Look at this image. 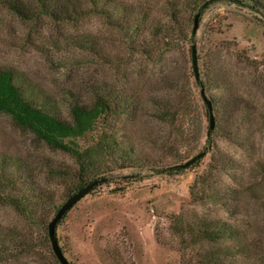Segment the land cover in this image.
<instances>
[{"label": "rangeland", "instance_id": "1", "mask_svg": "<svg viewBox=\"0 0 264 264\" xmlns=\"http://www.w3.org/2000/svg\"><path fill=\"white\" fill-rule=\"evenodd\" d=\"M103 2L117 13L119 5L146 13L132 36L142 41L138 48L144 51L130 50V38L96 14L71 21L39 14L20 18L0 2V68L23 73L56 102L63 118H68L66 90L86 96L90 86H111L135 97L132 114L107 117L95 130L75 138L84 148L102 129L107 134L113 130L122 143L134 147L140 161L117 168L108 162L112 172L102 175L109 178L58 221L55 233L63 255L70 264H196V252L210 244L184 246L186 226L220 219L251 244L247 255L225 258L223 264H264V0H210L201 11L192 0ZM171 10L178 11L180 27L169 20ZM195 13L197 28L191 33ZM80 35L92 47L74 46L70 37ZM191 43L198 78L215 84L204 90L206 97L238 102L237 114L227 117L226 110V121L213 111L209 140L191 76ZM171 79L178 86L188 83L197 104L196 114L191 108L182 124L184 137L155 115L156 104L168 97L165 87ZM203 148V156L177 174L150 169L183 163ZM1 157L14 159V175L23 179L28 174L26 182L38 204L33 220H26L0 203V264H59L46 224L76 189L74 158L49 148L0 112ZM225 159L231 167L220 169ZM60 170L65 174H51ZM22 179L14 183L13 194L26 188ZM255 245L260 246V260Z\"/></svg>", "mask_w": 264, "mask_h": 264}, {"label": "trees", "instance_id": "2", "mask_svg": "<svg viewBox=\"0 0 264 264\" xmlns=\"http://www.w3.org/2000/svg\"><path fill=\"white\" fill-rule=\"evenodd\" d=\"M103 1L0 0L6 9L20 18H29L39 14L56 21H71L79 19L89 12L96 14L103 18L108 25L117 28L126 37L130 38L128 44L130 50L144 51V48H138L142 47L140 44L142 41H138L132 36L138 31L139 22L147 18L146 13L139 7L135 10L138 13V18H135V15L133 16L135 12H130V7L126 5H119L121 12L117 13L110 6V3L105 4ZM209 2L210 0H192L193 6H196L199 11L205 8ZM168 18L179 26L177 10H171ZM177 30L178 33H181L180 29L177 28ZM70 39L73 41V45L78 48L92 47V41L84 35L72 36ZM191 76L197 86V94L200 99V89L204 93V90L215 86L213 81L206 85L200 78L195 79L192 70ZM182 79L185 82L186 77L183 76ZM221 84L224 87L223 80H221ZM111 88V86H90L89 93L86 96L66 90L65 109L68 117L66 119L61 116L56 102L52 101L45 92L39 90L31 82L26 81L23 73L11 68H0V112L8 114L16 125L30 131L49 148L71 155L77 165V170L71 175H75L78 181L73 188H78L93 178L103 176L102 174L105 172L111 174L112 169L108 168V164H112L117 168L137 165L140 161L134 147L130 143H122L115 136L113 130L111 134H107L102 129L91 144L84 148H80L75 141V138L95 130L98 122L105 120L107 117H117L127 112L130 114L134 112L137 107L135 97L117 91L114 92ZM165 88L168 97L166 101L156 104L157 113L155 115L158 120L173 124L177 135L184 137L181 130L182 124L187 121V116L191 113L190 109L192 108V111H195L197 105L193 99V93L188 83L178 86L173 79ZM169 96H173L172 99L175 100L171 101ZM207 98L212 107V114L215 111L220 121L227 120L226 110L229 111L227 117L237 114V99L229 97V102H226L224 98H215L213 95ZM201 102V108L203 106L202 113L207 118L208 127L207 109L202 99ZM211 130L207 129L205 131L208 140ZM199 158L187 165H183L184 161L168 166H150V169L156 173L177 174ZM229 163L231 161L225 159L224 166L220 169L231 167ZM14 164V159L0 158V203L9 205L24 219L33 220L38 204L34 200L36 197L34 188L26 182L29 176L28 174L25 176V172L22 176L23 179L14 175ZM123 164L124 166H122ZM51 174L60 176L65 172L62 170L52 171ZM122 177H126V175ZM20 179L27 186L20 194H13V191H15L13 188L14 183ZM94 188L92 187L91 190ZM180 222L181 219H176V223ZM194 225L195 228L186 226L187 239L184 241V246L191 245L192 247L199 246L203 248L205 244H210V248L199 249L196 252V264H223L225 258L247 255L250 251L249 246L251 244L244 240L240 232L220 219H199ZM257 248L259 253L256 252L257 250L253 253L256 252L257 258L260 260V246Z\"/></svg>", "mask_w": 264, "mask_h": 264}, {"label": "water", "instance_id": "3", "mask_svg": "<svg viewBox=\"0 0 264 264\" xmlns=\"http://www.w3.org/2000/svg\"><path fill=\"white\" fill-rule=\"evenodd\" d=\"M197 18L198 13H195L192 19V28L191 33H194L197 28ZM190 65L191 70L193 72L194 78L198 79V71H197V63H196V55H195V48L194 43H191L190 45ZM200 96L202 101L204 102L206 109H207V117H208V127L207 129H212L214 127V117L212 114V107L210 104V101L206 97V95L203 93V90L200 89ZM206 149L203 148L198 153L194 154L192 157H190L187 161L183 163V165H187L188 163H191L195 159L203 156ZM109 178V176H100L93 178L86 183L82 184L78 188H76L72 193H70L63 202L58 206V208L54 211L53 215L49 219V221L46 224V235L50 244L51 251L53 255L55 256L56 260L59 264H70L68 260L63 255L55 233V227L60 220V218L77 202L79 201L84 195H86L92 187H94L97 184H100L104 181H106Z\"/></svg>", "mask_w": 264, "mask_h": 264}]
</instances>
